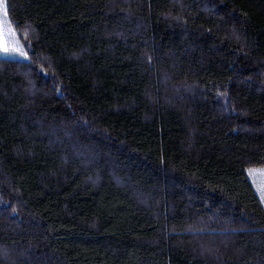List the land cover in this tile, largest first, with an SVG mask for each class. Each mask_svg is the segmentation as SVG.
<instances>
[{"label": "trees", "instance_id": "obj_1", "mask_svg": "<svg viewBox=\"0 0 264 264\" xmlns=\"http://www.w3.org/2000/svg\"><path fill=\"white\" fill-rule=\"evenodd\" d=\"M0 264H264V0H6Z\"/></svg>", "mask_w": 264, "mask_h": 264}, {"label": "rangeland", "instance_id": "obj_2", "mask_svg": "<svg viewBox=\"0 0 264 264\" xmlns=\"http://www.w3.org/2000/svg\"><path fill=\"white\" fill-rule=\"evenodd\" d=\"M0 4L6 6V0H0ZM3 12H4V8L0 7V20L3 19ZM6 12H7V7H6ZM7 22L10 23L11 25L8 31L14 32L15 36L12 37L10 40V43L8 45L10 50L8 52H4L2 47H0V58L6 60L11 59L16 61L18 60L26 61L28 58L26 52L24 51L23 44L21 43V41H19L17 33L13 29L12 24L8 17H7ZM13 49H18V50H13ZM248 177L249 180L252 182L255 192L259 196L261 204H263L264 206V169L250 170L248 171Z\"/></svg>", "mask_w": 264, "mask_h": 264}, {"label": "snow or ice", "instance_id": "obj_3", "mask_svg": "<svg viewBox=\"0 0 264 264\" xmlns=\"http://www.w3.org/2000/svg\"><path fill=\"white\" fill-rule=\"evenodd\" d=\"M0 7L4 8L3 19L0 20V47H2L4 52H8L10 50L8 45L10 43L11 38L15 36V33L8 31L11 25L10 23L7 22L6 6L0 4ZM13 50H18V49H13Z\"/></svg>", "mask_w": 264, "mask_h": 264}]
</instances>
